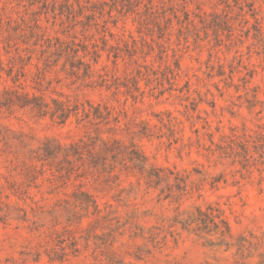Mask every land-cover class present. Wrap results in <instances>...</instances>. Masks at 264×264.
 <instances>
[{
    "label": "rangeland",
    "instance_id": "1",
    "mask_svg": "<svg viewBox=\"0 0 264 264\" xmlns=\"http://www.w3.org/2000/svg\"><path fill=\"white\" fill-rule=\"evenodd\" d=\"M0 0V264H264V0Z\"/></svg>",
    "mask_w": 264,
    "mask_h": 264
},
{
    "label": "trees",
    "instance_id": "2",
    "mask_svg": "<svg viewBox=\"0 0 264 264\" xmlns=\"http://www.w3.org/2000/svg\"><path fill=\"white\" fill-rule=\"evenodd\" d=\"M119 5L121 7H127L128 5H130V1L129 0H126L125 2L124 1H119Z\"/></svg>",
    "mask_w": 264,
    "mask_h": 264
}]
</instances>
